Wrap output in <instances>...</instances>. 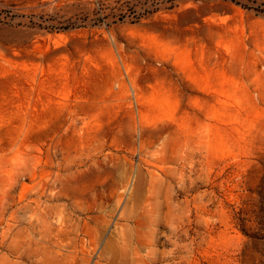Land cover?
Returning a JSON list of instances; mask_svg holds the SVG:
<instances>
[{
	"label": "rangeland",
	"instance_id": "374dc122",
	"mask_svg": "<svg viewBox=\"0 0 264 264\" xmlns=\"http://www.w3.org/2000/svg\"><path fill=\"white\" fill-rule=\"evenodd\" d=\"M258 234L264 0H0V264H264Z\"/></svg>",
	"mask_w": 264,
	"mask_h": 264
},
{
	"label": "trees",
	"instance_id": "16d2710c",
	"mask_svg": "<svg viewBox=\"0 0 264 264\" xmlns=\"http://www.w3.org/2000/svg\"><path fill=\"white\" fill-rule=\"evenodd\" d=\"M259 233V232H257ZM256 239H263L264 240V234H258V237H256Z\"/></svg>",
	"mask_w": 264,
	"mask_h": 264
}]
</instances>
